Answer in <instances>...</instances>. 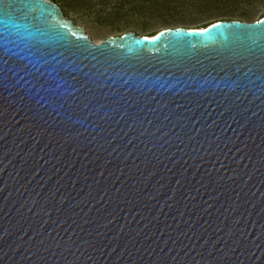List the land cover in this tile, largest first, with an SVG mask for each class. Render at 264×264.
<instances>
[{
    "label": "water",
    "instance_id": "obj_1",
    "mask_svg": "<svg viewBox=\"0 0 264 264\" xmlns=\"http://www.w3.org/2000/svg\"><path fill=\"white\" fill-rule=\"evenodd\" d=\"M27 2L0 11V264H264V16L95 42Z\"/></svg>",
    "mask_w": 264,
    "mask_h": 264
},
{
    "label": "rangeland",
    "instance_id": "obj_2",
    "mask_svg": "<svg viewBox=\"0 0 264 264\" xmlns=\"http://www.w3.org/2000/svg\"><path fill=\"white\" fill-rule=\"evenodd\" d=\"M141 0H68L56 2L66 18L82 28L95 42L126 32L149 35L165 28H195L229 14L247 13L254 21L264 12V0L223 5H202L198 0H158L153 11L140 12ZM152 3V2H151ZM142 13V14H141Z\"/></svg>",
    "mask_w": 264,
    "mask_h": 264
},
{
    "label": "trees",
    "instance_id": "obj_3",
    "mask_svg": "<svg viewBox=\"0 0 264 264\" xmlns=\"http://www.w3.org/2000/svg\"><path fill=\"white\" fill-rule=\"evenodd\" d=\"M53 2H62L63 5H68V0H51ZM85 1V0H84ZM158 0H141L140 2H138V4L135 5V8H138V10L140 12H144V11H153L155 10V8L153 7V3L154 2H157ZM200 2V4L202 5H214V6H217V5H223V6H228L229 4H234V3H238V2H246V1H249V0H198ZM255 1H258V0H255ZM152 2V3H151ZM142 14V13H141ZM262 16H264V12L262 13V15L259 17L261 18ZM234 19H238V20H242V21H247V22H251L253 21L251 18H250V15L247 14V13H241V14H238L236 15L235 17V14H229L228 17L225 19V20H234ZM216 21V20H214ZM214 21H211V22H208L202 26H198V27H195V28H201V27H205L207 25H209L210 23L214 22ZM156 32H153L149 35H152Z\"/></svg>",
    "mask_w": 264,
    "mask_h": 264
},
{
    "label": "snow or ice",
    "instance_id": "obj_4",
    "mask_svg": "<svg viewBox=\"0 0 264 264\" xmlns=\"http://www.w3.org/2000/svg\"><path fill=\"white\" fill-rule=\"evenodd\" d=\"M4 6H5V0H0V11L3 10V7H4ZM7 7H15V5L10 3V4L7 5ZM29 7H35V5H34V4L30 5V4L27 2V0H18V7H17L16 10H17V11H20L21 14L23 15V14H24V9H27V8H29ZM32 19H33V20H36L37 17L33 16ZM17 27H19V26H17ZM205 31H206V29H205ZM37 32H38V34H41V35L44 34L43 32H40L39 29L37 30Z\"/></svg>",
    "mask_w": 264,
    "mask_h": 264
}]
</instances>
